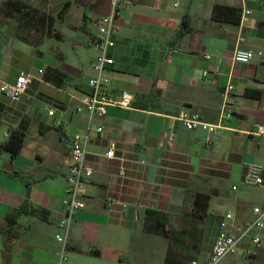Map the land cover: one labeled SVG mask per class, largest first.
Masks as SVG:
<instances>
[{"label":"crops","instance_id":"0c3cea01","mask_svg":"<svg viewBox=\"0 0 264 264\" xmlns=\"http://www.w3.org/2000/svg\"><path fill=\"white\" fill-rule=\"evenodd\" d=\"M23 1L55 16L70 4L65 20L57 24L67 28L69 36L61 34L57 43L70 40L72 61L61 47L58 61L46 59L40 48L15 35L14 23L0 29V86L14 84L21 74L32 78L19 103L0 94V144L8 141L13 128L26 134L17 158L0 155V229L8 225L6 216L27 201L35 211L14 222L18 240H6L0 232V264H83L91 258L125 264L130 262L126 253L135 256L139 248L142 253L149 249L143 233L147 210L181 216L188 189L216 193L204 223L214 232L213 241L197 259L205 263L225 213L243 223L253 207H264V184L246 181L249 163L261 165L264 178V0H119L110 88L131 93L133 108H109L105 118L91 122L76 108L90 93L89 80L95 75V24L111 14L113 0ZM216 5L241 10L240 23L214 21ZM247 11L251 14L243 17ZM86 46L91 74L85 73ZM237 49L252 52L254 59L236 63ZM48 68L67 75L66 88L44 81ZM204 71L210 73L207 78L202 77ZM228 84L234 91L224 99ZM48 110L56 116L49 117ZM183 110L210 124L226 118L225 128L207 141L204 132L187 131L177 120ZM6 114L17 124L6 123ZM77 135L87 137L85 164L93 176L84 181L87 206L67 230L60 222L68 199L71 142ZM112 142L114 158L108 159ZM261 234L264 243V231ZM263 260L264 245L253 258L236 255L222 264Z\"/></svg>","mask_w":264,"mask_h":264},{"label":"built area","instance_id":"2783aa9c","mask_svg":"<svg viewBox=\"0 0 264 264\" xmlns=\"http://www.w3.org/2000/svg\"><path fill=\"white\" fill-rule=\"evenodd\" d=\"M176 7L179 3L175 4ZM245 12L244 16L250 15ZM121 15L119 0L112 1V12L110 15L102 17L96 22L97 37L95 45L97 54L92 63L95 75L89 80L90 93L85 94L78 102L76 111L78 113H87L90 122L94 119H103L107 116L109 108L132 109L134 96L126 91L115 93L110 88L111 72L115 64L111 54L116 47V33L119 30L118 20ZM205 59L211 60L209 55ZM233 59L236 63L248 64L254 59V54L249 51L237 49L234 52ZM43 75V71H39ZM209 71H204L202 77L207 78ZM32 84V78L21 74L17 77L14 84H3L0 86V94L8 97L13 104L21 101L23 95L29 90ZM234 87L227 85L223 97L230 98ZM48 116L54 118L56 113L54 110H48ZM177 120L183 127L190 132L200 130L206 134V140L210 141L213 136L219 135L225 128L226 118H221L218 123L210 124L202 120L197 113H191L183 110L179 113ZM98 132H102L103 128H98ZM263 134L262 131L259 132ZM170 141L175 140V136L169 137ZM87 137L75 136L71 142V160L69 166L68 182V199L64 203L65 214L60 222V226L69 229L71 223L75 219L76 214L84 210L87 206L83 200L84 181L93 176V169L85 164L86 160V144ZM116 144L112 142L106 153L108 159L114 158ZM120 175L124 176V169L120 171ZM246 181L256 186L264 184L263 167L256 163L247 164ZM264 231V207L255 206L251 209V218L243 223H238L234 214L225 213L219 223V230L216 236L211 254L205 263L198 260L192 264H222L228 257L242 255L246 258L257 256L258 252L263 248L262 232ZM60 242H64L63 238L58 237Z\"/></svg>","mask_w":264,"mask_h":264},{"label":"trees","instance_id":"16d2710c","mask_svg":"<svg viewBox=\"0 0 264 264\" xmlns=\"http://www.w3.org/2000/svg\"><path fill=\"white\" fill-rule=\"evenodd\" d=\"M69 7L70 4H66L55 16L51 12L32 7L23 0H5L0 2V29L7 23H14L16 25L15 35L18 38L36 48H40L47 39L55 38L57 41L62 40L61 34L57 32V24L65 20ZM241 15L242 11L239 9L216 5L213 9L212 19L220 23L238 25L241 21ZM183 28L185 33L191 31L186 24V20L183 23ZM84 30L90 34L87 29ZM92 38L96 39L93 35ZM43 79L45 82L59 89H64L67 86V75L57 69L48 68ZM246 94L256 99L261 97L260 93L247 92ZM25 139L26 134L24 132L16 128L11 129L8 141L0 144V155L9 153L12 159L17 158L24 147ZM186 195L181 216L185 222L190 224L189 229H183L177 233L170 226L172 217L169 214L156 210H147L143 233L167 238L175 245L185 244V236H189L196 241L197 235L200 232L199 225L205 223L210 201L216 193L215 191L209 193L194 192L192 189H188ZM28 212H35L29 201L20 210L9 213L6 216L5 220L8 225L0 229L1 234H3L6 240L16 241L20 238V233L14 222L21 214ZM202 234L203 231L199 233L200 242ZM193 247L197 251L196 253L199 254V244ZM197 259L192 260L189 264H192ZM164 264H187V260L174 256L169 249Z\"/></svg>","mask_w":264,"mask_h":264},{"label":"rangeland","instance_id":"374dc122","mask_svg":"<svg viewBox=\"0 0 264 264\" xmlns=\"http://www.w3.org/2000/svg\"><path fill=\"white\" fill-rule=\"evenodd\" d=\"M57 32L60 34H64L65 38L69 36V31L67 28H62L61 26L57 27ZM47 41V42H46ZM43 45V47H40V50L45 53V58L50 59H57L58 61V47H61L62 51L65 52V56L67 61L71 60L72 56L70 55L71 47L69 45L70 40L66 39L62 43H57L58 41L55 38L47 39ZM88 46L84 47V60L87 62V70L85 71L86 74H91L89 60L90 57L88 55ZM70 57V59H69ZM66 61V60H65ZM72 61V60H71ZM66 63V62H65ZM2 135V133H1ZM76 219V217H75ZM75 219L71 223L75 222ZM171 228L175 230V232H180L183 229H189L190 224L188 222H185L182 218V216L179 217H173L170 220ZM200 232L203 231L201 242L199 233L197 235L196 241L194 239H191L189 236H185V244L183 245H175L172 244L169 239L163 238L160 236H154V235H146L148 240H150V246L148 251H145L142 253L141 249L139 248V253H137L135 256H130V254L126 253V257H128L130 262H125V264H161V262H165L167 251L170 249L172 251V254L174 256L180 257L184 260V258L187 260V264H189L192 260L201 257L204 252L209 248L210 244L213 241V234L214 232L212 230H208L207 225L201 224L199 225ZM151 241H154L152 244ZM199 244V254H197L195 251L194 245L198 246ZM147 248V247H146ZM166 250V251H165ZM156 252V253H155ZM164 256V257H163ZM83 264H110L104 260L91 258L89 261L84 262ZM164 264V263H163ZM259 264H264V260L261 261Z\"/></svg>","mask_w":264,"mask_h":264},{"label":"water","instance_id":"95a60500","mask_svg":"<svg viewBox=\"0 0 264 264\" xmlns=\"http://www.w3.org/2000/svg\"><path fill=\"white\" fill-rule=\"evenodd\" d=\"M4 121L6 123H9L11 125H16L17 124V119L13 118L12 116H10L9 114H6L4 116Z\"/></svg>","mask_w":264,"mask_h":264}]
</instances>
